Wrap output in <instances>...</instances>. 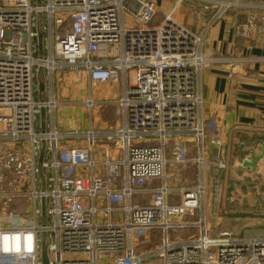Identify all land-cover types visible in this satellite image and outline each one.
I'll return each mask as SVG.
<instances>
[{"label":"built area","instance_id":"built-area-1","mask_svg":"<svg viewBox=\"0 0 264 264\" xmlns=\"http://www.w3.org/2000/svg\"><path fill=\"white\" fill-rule=\"evenodd\" d=\"M197 1L210 24L244 14L236 37L261 31L264 0ZM157 11L154 0H0V264H42L43 248L47 264H264V232L209 227L227 164L209 158L223 143L202 114L204 32L173 15L151 26ZM65 74L86 82L84 127L57 122ZM104 83L120 97L97 103ZM105 105L114 123L97 129L92 109ZM171 166H193L197 184L176 183Z\"/></svg>","mask_w":264,"mask_h":264},{"label":"crops","instance_id":"crops-1","mask_svg":"<svg viewBox=\"0 0 264 264\" xmlns=\"http://www.w3.org/2000/svg\"><path fill=\"white\" fill-rule=\"evenodd\" d=\"M170 1L172 6L177 0ZM186 1L189 2L177 7L181 14V21H177L189 26L197 34L204 32L201 52L210 62L200 74L202 114L209 126V135L219 136L223 143L219 149H209V158L220 159L227 164V169L220 175L222 179L225 178L224 184L220 186L223 202L221 204L219 200L218 205H212L208 201L205 211L208 220L216 218L221 221L218 223H221L222 228L215 232L228 230L237 238H254L264 232V19L259 23L261 31L254 37H236L237 24L245 19L244 14L228 12L210 24L214 11L202 12L203 5L200 2ZM155 3L158 11L164 13L166 2L155 0ZM197 14H200L198 18ZM57 80L53 90L58 95L60 82ZM43 88L48 89V85L40 86L41 90ZM92 92L97 103L111 102L120 97L121 85L112 83L101 91ZM59 118L58 122H61ZM180 140L185 141L186 138ZM187 146L189 153L194 155L192 144ZM259 155L262 158L256 162V168L242 166L243 161H254ZM168 171L175 174L172 177L181 184L187 183L184 176L196 173L193 166H171ZM205 177L209 183L212 178L210 167L205 170ZM197 182L195 179L191 183Z\"/></svg>","mask_w":264,"mask_h":264},{"label":"rangeland","instance_id":"rangeland-1","mask_svg":"<svg viewBox=\"0 0 264 264\" xmlns=\"http://www.w3.org/2000/svg\"><path fill=\"white\" fill-rule=\"evenodd\" d=\"M155 1V0H154ZM161 1H165L167 8L164 10V13H161L160 11H157V14L155 16V19L153 20L154 22L156 21H161L162 18H164V16H166L168 14V12L170 11V8L173 6L170 5V0H161ZM189 1L183 0L181 3H187ZM180 3V4H181ZM185 7V6H184ZM182 12V11H181ZM180 12L176 11L173 15L174 19L176 20H180ZM181 21V20H180ZM154 22L151 23V26H153ZM63 76V75H62ZM128 86H133L134 82H135V77H134V73L130 72L128 73ZM63 82L59 83V89L57 88V92L58 95L60 96L61 99V103L62 106H60L59 108L56 109V117H57V122H58V116H60L59 121H63L66 120V124H61V128L63 129H72L75 127H84L85 126V120H87V112H86V108L84 105V102L88 99V95H87V85L83 80H78L76 79L72 74H65L63 76ZM108 84H104V85H99L97 87H95L93 90V92L95 91H101L102 89H104V87H107ZM92 92V93H93ZM86 93V95H85ZM93 112V119L95 121V126L97 128H101L103 130H105L106 127L112 125L113 123V108L111 105H105V107H100L96 106L92 109ZM97 123V124H96ZM99 128V129H100ZM259 171L262 173L263 169L260 167ZM170 176H174L173 174H170V172L168 171ZM186 179V182L188 184H191V182L195 181L196 179V173L191 174V176H184ZM222 180L223 183H221V185L224 184V179H220ZM221 188V187H220ZM220 193V191H219ZM220 198V203L222 204V199L224 198V195L222 193H220L219 195ZM46 219L44 218L42 223H45ZM221 222L220 220L217 221V219L212 218V221H208L209 223V227L212 228V231H217L219 228L221 227ZM211 223H213V226L211 225ZM214 227V228H213ZM175 234H178L175 233ZM174 235V234H173ZM152 239L154 240L155 237H152ZM151 240V242H144V249H148V248H153L156 247L154 246L155 242ZM143 243V242H142ZM138 246H140V244H138Z\"/></svg>","mask_w":264,"mask_h":264},{"label":"water","instance_id":"water-1","mask_svg":"<svg viewBox=\"0 0 264 264\" xmlns=\"http://www.w3.org/2000/svg\"><path fill=\"white\" fill-rule=\"evenodd\" d=\"M262 156L259 155L258 157H255L254 161H243L242 163V166L243 167H248V168H256V162L261 159ZM41 261H42V264H47V259H46V254H45V249L43 248V251H42V256H41Z\"/></svg>","mask_w":264,"mask_h":264},{"label":"bare ground","instance_id":"bare-ground-1","mask_svg":"<svg viewBox=\"0 0 264 264\" xmlns=\"http://www.w3.org/2000/svg\"><path fill=\"white\" fill-rule=\"evenodd\" d=\"M171 15H173V13L171 12V10L168 12V14H167V16H171Z\"/></svg>","mask_w":264,"mask_h":264}]
</instances>
